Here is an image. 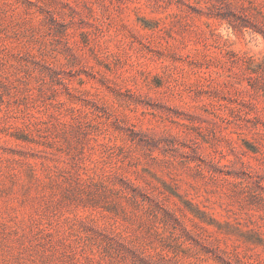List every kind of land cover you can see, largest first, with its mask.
I'll return each mask as SVG.
<instances>
[{
    "label": "rangeland",
    "instance_id": "374dc122",
    "mask_svg": "<svg viewBox=\"0 0 264 264\" xmlns=\"http://www.w3.org/2000/svg\"><path fill=\"white\" fill-rule=\"evenodd\" d=\"M0 264H264V0H0Z\"/></svg>",
    "mask_w": 264,
    "mask_h": 264
}]
</instances>
